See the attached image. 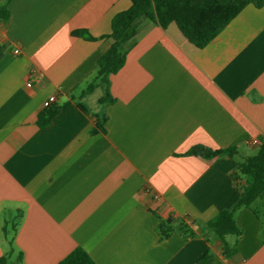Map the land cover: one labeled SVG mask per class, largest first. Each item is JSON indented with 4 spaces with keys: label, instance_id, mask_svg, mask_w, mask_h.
Listing matches in <instances>:
<instances>
[{
    "label": "crops",
    "instance_id": "obj_1",
    "mask_svg": "<svg viewBox=\"0 0 264 264\" xmlns=\"http://www.w3.org/2000/svg\"><path fill=\"white\" fill-rule=\"evenodd\" d=\"M130 5L0 0V264H58L76 248L95 264H196L208 250L207 264H264L254 209L235 213L231 256L206 229L243 194L236 165L264 145V6H246L201 50L176 25L140 18L106 83L96 72L111 20ZM51 96L59 110L41 128ZM101 115L105 133L92 135ZM198 144L236 151L183 156ZM167 218L193 220L206 238L162 237Z\"/></svg>",
    "mask_w": 264,
    "mask_h": 264
},
{
    "label": "trees",
    "instance_id": "obj_2",
    "mask_svg": "<svg viewBox=\"0 0 264 264\" xmlns=\"http://www.w3.org/2000/svg\"><path fill=\"white\" fill-rule=\"evenodd\" d=\"M129 9L118 13L111 20V32L108 36L112 45L108 52L100 59L96 76L102 78L106 83L111 75L116 74L124 65L127 54V45L137 35L135 23L138 19L144 18L162 29L174 24L182 36L196 49L206 47L218 34L248 5L260 9L264 6V0H129ZM9 13L5 7L0 8V22L6 21ZM75 37L93 41L86 31H74ZM108 91L101 100V103H109ZM77 108L84 114L86 109L78 104ZM59 107L51 106L38 116V125L41 128L47 127ZM106 116L96 117L92 135L105 133ZM235 148L212 150L203 145L191 146L183 156L199 157L206 161H213L222 156L231 157ZM236 172L245 179L243 194L232 209L221 210L216 219L209 222L207 230L215 240L222 246L226 256L237 253V240L241 237V230L235 222V213L242 208H252L254 215H258L257 203L264 205V145L260 146L255 156L248 158L245 162L237 164ZM205 228L195 224L189 218H180L174 221L167 218L161 221L159 232L165 237L170 232L176 231L185 240L195 237L206 238ZM6 234V228H3ZM264 233V230L263 232ZM234 237L236 242L228 245L227 237ZM208 241V240H207ZM264 242V238H262ZM11 243V241H10ZM213 256L208 250L196 262V264H207ZM0 263L2 261L0 260ZM58 264H95L93 260L80 248L73 250Z\"/></svg>",
    "mask_w": 264,
    "mask_h": 264
},
{
    "label": "built area",
    "instance_id": "obj_3",
    "mask_svg": "<svg viewBox=\"0 0 264 264\" xmlns=\"http://www.w3.org/2000/svg\"><path fill=\"white\" fill-rule=\"evenodd\" d=\"M27 86L30 87V84H27ZM56 101H57V100H56V97H55V96H51V97L47 98V99L43 102L42 106H43V108L48 109V108H50L52 105H54V104L56 103ZM254 143H255V142H254ZM233 190H234V191H237V190H238L237 186H235V187L233 188Z\"/></svg>",
    "mask_w": 264,
    "mask_h": 264
},
{
    "label": "rangeland",
    "instance_id": "obj_4",
    "mask_svg": "<svg viewBox=\"0 0 264 264\" xmlns=\"http://www.w3.org/2000/svg\"><path fill=\"white\" fill-rule=\"evenodd\" d=\"M258 207V215L255 214V216L259 219V222L262 224V229L264 230V205L261 203H257ZM254 207L250 208L253 209Z\"/></svg>",
    "mask_w": 264,
    "mask_h": 264
}]
</instances>
